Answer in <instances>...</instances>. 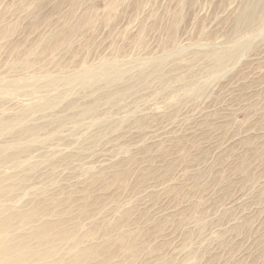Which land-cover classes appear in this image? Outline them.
<instances>
[{
  "label": "rangeland",
  "instance_id": "obj_1",
  "mask_svg": "<svg viewBox=\"0 0 264 264\" xmlns=\"http://www.w3.org/2000/svg\"><path fill=\"white\" fill-rule=\"evenodd\" d=\"M242 5L0 0V120L24 117L0 134V176L25 187L10 205L45 200L62 210L52 219L74 226L82 246L101 247V257L84 264H264V13L242 24ZM62 37L67 42L57 44ZM211 52L230 55L215 67ZM147 53L166 55L160 77ZM105 69L133 89L92 112L99 117L76 121L68 105L98 97L91 90L104 83ZM86 70L92 77L81 79ZM146 71L145 82L137 80ZM57 117L65 121L55 130L49 121ZM28 125L38 132L14 152L20 164L3 160ZM122 232H132L123 244ZM62 253L71 256L66 246Z\"/></svg>",
  "mask_w": 264,
  "mask_h": 264
},
{
  "label": "bare ground",
  "instance_id": "obj_2",
  "mask_svg": "<svg viewBox=\"0 0 264 264\" xmlns=\"http://www.w3.org/2000/svg\"><path fill=\"white\" fill-rule=\"evenodd\" d=\"M243 5L242 8L239 10L238 13V20L242 24L246 23H253L255 20L261 17V14L264 13V0H242ZM242 4V3H241ZM239 5V4H238ZM239 7V6H238ZM148 12V11H147ZM262 18V17H261ZM131 19V18H130ZM264 19V18H263ZM212 20V19H211ZM236 21V20H235ZM86 22V21H85ZM4 23V22H3ZM79 23V22H78ZM264 23V21H263ZM174 24V23H173ZM8 24H6L5 28ZM1 26V25H0ZM9 27V25H8ZM79 27V26H78ZM78 27L74 26L72 27V31H75ZM5 28L3 30H5ZM201 31V30H200ZM220 32V31H219ZM1 35V31H0ZM5 35V33H4ZM2 34V36H4ZM216 35V34H215ZM69 36V35H67ZM71 36V34H70ZM1 37V36H0ZM65 37V36H64ZM62 37L60 41L57 42V44H60V42H67V40ZM216 37V36H215ZM4 37H2L3 39ZM59 38V37H58ZM68 38V37H67ZM206 39V38H205ZM6 40V39H5ZM70 40V39H69ZM212 40V39H210ZM63 44V43H61ZM66 44V43H65ZM3 46V44H2ZM58 46V45H57ZM62 46V45H61ZM1 47V46H0ZM31 50V49H30ZM166 50V49H165ZM164 50V51H165ZM106 51V50H105ZM26 53V52H24ZM119 53V52H118ZM170 53V52H169ZM26 55V54H25ZM230 55V54H229ZM229 55L224 52H211L207 56L214 60L215 67H222L225 65L226 60L229 58ZM147 56L152 64V69L154 72L158 71V75L160 77L161 73L164 71V60L166 55H162L160 57L152 55ZM17 58V57H16ZM116 59V58H115ZM105 60V59H103ZM15 61V60H14ZM114 60H108L105 61V65H109L110 62ZM8 62V61H7ZM29 63V62H28ZM23 64V63H22ZM8 65V64H7ZM9 66V65H8ZM28 66V65H27ZM1 67V66H0ZM3 67V66H2ZM1 67V68H2ZM150 70V72H151ZM152 71V72H153ZM81 72V71H80ZM1 73V72H0ZM90 71H83L79 74L81 79L84 78H90L92 75H90ZM149 73V72H148ZM146 72H141L137 75V80L144 81L149 76ZM44 74H46L44 72ZM103 74L106 76L104 79V83L102 85L92 86V92H97L96 98L93 99V101H89L86 105L78 108L77 104L72 102L68 106L74 111V114L71 116L76 120L79 121V119L82 117L87 116L88 114L90 116H93L97 112H100L101 105L104 102L116 100L119 98H123L125 95H127V88L133 89L132 84L126 83L127 87L125 85H121L119 81L122 79V75L120 73H110L107 69L104 70ZM150 74V73H149ZM153 74V73H151ZM131 78V77H130ZM253 79V78H252ZM96 80V79H94ZM135 78V81H137ZM238 80V79H237ZM129 81V80H128ZM145 82V81H144ZM131 83V81H130ZM135 84V82H134ZM138 85V84H137ZM148 84H146L147 87ZM21 86V85H20ZM19 86V87H20ZM150 87V85H149ZM1 88V87H0ZM135 88V87H134ZM151 88V87H150ZM149 89V88H148ZM1 90V89H0ZM131 92V91H130ZM153 93V92H152ZM151 93V94H152ZM133 94V93H132ZM169 94V93H168ZM129 95V94H128ZM145 97V96H144ZM152 97V96H151ZM126 98V96H125ZM52 102V101H50ZM160 103V102H159ZM51 103H46L42 105V108H48ZM135 105V104H134ZM136 106V105H135ZM149 107V106H148ZM189 107V106H188ZM133 108V107H132ZM100 109V111H99ZM122 109V108H121ZM104 110V109H103ZM120 110V109H119ZM155 110V108H154ZM159 110V109H158ZM106 111V109H105ZM157 111V110H156ZM107 113V111L105 112ZM153 113V112H152ZM92 114V115H91ZM94 114V115H95ZM99 114V113H98ZM103 114V112H102ZM19 115V114H18ZM150 115V116H155ZM99 117V115H95ZM12 117V115H11ZM145 117V116H144ZM143 117V118H144ZM142 118V117H141ZM151 118V117H150ZM147 119V120H150ZM72 119V118H71ZM145 119V118H144ZM63 117H57V119H51L49 121L50 124L55 125L57 128H59L63 124ZM81 120V119H80ZM142 120V119H141ZM24 117L21 115L12 118V119H1L0 120V134L4 133L7 130L15 129L18 125L24 123ZM65 121V120H64ZM138 121V120H137ZM134 122V120H133ZM135 123V122H134ZM138 123V122H137ZM131 124V123H130ZM133 124V123H132ZM42 125V124H40ZM120 125V124H119ZM141 125V123H140ZM29 126V125H28ZM139 127V125H137ZM24 127V126H23ZM39 126L34 127H27L22 130H18L15 135L16 139L12 143L14 146V152L16 150H19L18 147L20 145V142L24 139L26 140V136L33 137L37 134ZM46 127V126H45ZM144 127V126H143ZM103 128V127H100ZM107 128V127H106ZM140 128V127H139ZM19 129V128H18ZM21 129V128H20ZM53 129V128H50ZM105 129V128H104ZM113 129V128H112ZM126 129V128H125ZM133 129V128H132ZM135 129V127H134ZM53 130V131H55ZM106 130V129H105ZM129 131V129H127ZM16 131V130H14ZM50 131V130H49ZM103 131V130H102ZM125 131V130H124ZM151 131V130H150ZM131 132V130H130ZM129 132V133H130ZM133 132V130H132ZM106 133V131H105ZM12 134V133H11ZM136 134V133H135ZM95 135V134H94ZM14 137V136H13ZM120 137V136H119ZM122 137V134H121ZM116 137H114L115 139ZM134 138V137H133ZM192 138V137H191ZM194 138V137H193ZM250 138V137H249ZM28 139V138H27ZM98 139V138H97ZM113 139V138H112ZM95 140V139H94ZM102 140V139H101ZM107 140V139H106ZM110 140V139H109ZM129 141V140H128ZM97 142V141H96ZM104 142V141H103ZM123 142V141H122ZM119 142V143H122ZM8 143V142H7ZM93 143V142H92ZM91 143V144H92ZM126 143V142H123ZM122 143V144H123ZM128 143V142H127ZM94 144V143H93ZM86 146V145H85ZM102 146V145H101ZM119 146V145H118ZM84 147V145H83ZM127 147V146H126ZM125 147V148H126ZM86 148V147H85ZM129 148L124 149V152H126ZM4 150V149H3ZM2 150H0L1 152ZM88 151V150H87ZM10 154L7 157H3V160L6 159L7 161H12L15 163V165L20 164V158L19 154L14 153ZM82 153V152H81ZM83 155V154H82ZM77 156V155H76ZM125 156V155H124ZM21 157V156H20ZM75 158V156H73ZM23 158V156H22ZM61 158V157H60ZM59 158V159H60ZM64 158V157H63ZM61 158V159H63ZM71 158V157H70ZM99 158V157H98ZM102 158V157H100ZM96 159V157H95ZM94 159V161H95ZM127 159V158H126ZM51 160V159H50ZM66 160V159H64ZM104 160V159H103ZM131 160V159H130ZM56 161V160H55ZM129 161V160H128ZM205 161V160H204ZM1 162V161H0ZM67 162V161H66ZM92 162V161H90ZM122 162V161H121ZM131 162V161H130ZM57 163V162H56ZM61 163V162H60ZM64 163V162H63ZM69 163V161H68ZM67 163V164H68ZM119 163V162H118ZM129 163V162H127ZM24 164V163H23ZM66 164V163H65ZM121 164V163H120ZM125 164V163H124ZM14 165V166H15ZM116 164L112 165L115 166ZM127 165V164H125ZM50 166H52L50 164ZM59 166V165H58ZM66 166V165H65ZM128 166V165H127ZM38 167V166H37ZM41 167V166H40ZM64 167V166H63ZM104 167V166H103ZM215 167V166H214ZM49 169V168H48ZM102 169V168H101ZM105 169V168H104ZM128 170V169H127ZM123 171V170H122ZM104 172V171H103ZM126 172V171H125ZM21 173V172H20ZM38 173V172H37ZM49 173V172H47ZM100 173V172H99ZM115 173V171H114ZM17 174V173H16ZM43 174V173H42ZM59 174V173H58ZM126 174V173H125ZM124 174V175H125ZM40 175V174H39ZM45 175V174H44ZM50 175V174H49ZM56 175V174H55ZM38 176V175H37ZM46 176V175H45ZM119 176V175H117ZM57 177V176H56ZM32 178V177H31ZM94 178V176H93ZM98 178V177H97ZM124 178V177H123ZM43 179V178H42ZM55 179V178H54ZM58 179V178H57ZM87 179V178H86ZM106 179V178H105ZM121 179V178H120ZM261 179V178H260ZM46 180V179H45ZM51 180V179H50ZM104 180V179H103ZM107 180V179H106ZM119 180V179H118ZM123 180V179H121ZM259 180V179H258ZM26 181V180H25ZM105 181V180H104ZM108 181V180H107ZM157 181V180H156ZM170 181V180H168ZM39 182V181H38ZM49 182V181H48ZM47 182V184H48ZM60 182V181H59ZM109 182V181H108ZM122 182V181H121ZM264 182V181H263ZM18 183V182H17ZM23 183V182H22ZM89 183V182H88ZM96 183V181H95ZM162 183V182H161ZM151 184V183H150ZM153 184V183H152ZM262 184V183H261ZM49 185V184H48ZM57 185V184H56ZM165 185V184H164ZM260 185V184H259ZM42 186V185H41ZM63 186V185H62ZM75 186V185H74ZM48 187V186H47ZM70 187V186H69ZM90 187V186H89ZM151 187V185H150ZM21 189L24 190L25 187L21 184H16L15 181L11 178L5 177V175L0 176V264H84L85 262H89L92 258H100L101 254L99 253V249L101 247L96 246H82L81 245V238L78 233L74 231V226L70 227L67 225H64L62 222H59V220L52 219V216H58L60 217L63 215V211L59 210L57 208H51L49 210L47 206H49L50 202L45 204V200H34L31 201L29 204H23L21 206H11L10 204H16L17 202V195L16 190ZM40 189V188H39ZM48 189V188H46ZM58 189V188H57ZM68 189V188H67ZM60 190V189H59ZM95 190V189H94ZM68 191V190H67ZM102 191V190H101ZM43 192V191H42ZM58 192V191H57ZM100 192V190H99ZM21 193V192H20ZM56 191L54 192V194ZM60 193V192H59ZM85 193V192H84ZM87 193V192H86ZM15 194V195H13ZM37 194V193H36ZM90 194V193H89ZM95 194V193H94ZM134 194V193H133ZM259 194V193H258ZM40 195V194H39ZM57 195V194H56ZM66 195V194H65ZM76 195V194H74ZM51 196V195H50ZM44 197V196H43ZM55 197V195H54ZM53 197V198H54ZM85 197V196H84ZM92 197V196H91ZM122 197V196H121ZM39 198V197H38ZM45 198V197H44ZM48 198V196H47ZM67 198V197H66ZM49 199V198H48ZM68 199V198H67ZM78 199V198H77ZM263 199V198H262ZM261 199V200H262ZM72 200V199H71ZM87 200V199H86ZM264 200V199H263ZM48 201V200H47ZM62 201H64L62 199ZM97 202V201H96ZM56 202H52L54 204ZM67 203V202H66ZM49 204V205H48ZM82 204V203H81ZM88 204V203H87ZM99 204V203H98ZM59 205V204H58ZM58 205H55L57 207ZM62 205V204H61ZM65 206V203L63 204ZM85 205V204H84ZM90 205V204H89ZM88 205V206H89ZM92 205V204H91ZM74 207V206H73ZM90 207V206H89ZM179 207V206H178ZM91 208V207H90ZM197 208V207H196ZM69 209V208H68ZM78 209V208H77ZM94 209V208H93ZM116 209V208H115ZM118 209V208H117ZM141 209V208H140ZM182 209V207H181ZM190 209H192L190 207ZM56 210V211H55ZM76 210V209H75ZM91 210V209H90ZM96 210V209H95ZM126 210V209H125ZM67 211V210H66ZM86 211V210H85ZM179 211V210H178ZM189 211V210H188ZM193 211V210H192ZM191 211V212H192ZM199 212V211H198ZM70 213V212H69ZM185 212L182 211L181 214ZM189 213V212H188ZM187 214V213H186ZM204 214V213H203ZM232 214V213H231ZM234 214V212H233ZM143 215V214H142ZM178 216L180 214H177ZM195 215L197 216V222H201V215L195 211ZM118 216V215H117ZM177 216V217H178ZM191 216V215H190ZM234 216V215H233ZM154 217V216H153ZM183 217V216H182ZM181 217V218H182ZM186 217V216H185ZM75 218V217H74ZM131 218V217H130ZM163 218V217H162ZM166 218V217H165ZM227 218V217H226ZM76 219V218H75ZM128 219V218H127ZM135 219V218H134ZM186 219V218H185ZM251 219V218H250ZM164 220V219H163ZM179 220V219H178ZM174 221V220H173ZM186 221V220H185ZM205 221V220H204ZM64 222V221H63ZM66 222V221H65ZM121 222V221H120ZM135 222V221H134ZM142 222V221H141ZM140 222V223H141ZM166 222V221H165ZM180 222V221H179ZM229 222V221H228ZM246 222V221H245ZM72 223V222H71ZM104 223V222H103ZM122 223V222H121ZM125 223V222H124ZM162 223V222H161ZM176 223V222H175ZM178 223V222H177ZM233 223V221H232ZM114 224V223H113ZM157 223H155L156 225ZM160 224V222H159ZM235 224V223H234ZM249 224V223H248ZM119 225V224H118ZM158 225V224H157ZM181 225V224H180ZM240 225V224H239ZM72 226V224H71ZM77 226V225H75ZM114 226H116L114 224ZM162 224H160V227ZM201 226V225H200ZM226 227V224L224 225ZM230 226V225H229ZM95 227V226H94ZM118 227V226H116ZM156 227V226H155ZM207 227V226H205ZM112 228V227H111ZM114 228V227H113ZM143 228V226H142ZM152 228V227H151ZM154 228V227H153ZM157 228V227H156ZM202 228H204L202 226ZM233 228V227H232ZM247 228V227H246ZM133 229V228H132ZM138 229V228H137ZM145 229V228H144ZM237 229V228H236ZM91 230V229H90ZM110 230V229H109ZM108 230V231H109ZM151 230V229H150ZM149 230V231H150ZM224 230V229H223ZM99 231V230H98ZM112 231V230H111ZM106 232V231H105ZM104 232V233H105ZM116 232V231H115ZM144 232V230H143ZM142 232V235H144ZM146 232L148 230L146 229ZM145 232V233H146ZM156 232V231H155ZM159 231H157L158 233ZM109 233V232H108ZM160 233V232H159ZM132 232H122L118 234V239L121 244H123L125 241L128 240L129 237H131ZM189 234V233H188ZM204 234V233H203ZM108 235V234H107ZM102 236V235H101ZM190 236V235H189ZM184 238V237H183ZM147 239V238H146ZM185 239V238H184ZM204 239V238H203ZM139 240V239H138ZM137 240V241H138ZM202 240V239H201ZM144 241V240H143ZM142 241V243H143ZM146 241V240H145ZM225 241V240H224ZM95 242V241H94ZM107 245H113L115 241L111 238H108L106 240ZM141 243V242H140ZM186 243V241H185ZM264 244V243H263ZM64 246H66V250L71 253L70 258H65L63 252ZM118 246V245H117ZM147 246V245H146ZM149 246V243H148ZM192 246V245H191ZM249 246V245H248ZM107 247V246H106ZM106 247H102L104 250ZM109 248V246L107 247ZM173 248V246H172ZM155 249V248H154ZM194 249V248H193ZM208 249V247H207ZM117 250V249H116ZM119 250V249H118ZM172 250V249H171ZM199 250V248H198ZM145 251V250H144ZM154 251V250H153ZM115 252V251H114ZM119 252V251H117ZM107 253V251H106ZM191 254L188 256V259H194L197 256L196 251H191ZM201 253V252H200ZM206 253V252H205ZM100 254V255H99ZM172 254V253H171ZM207 254V253H206ZM104 255V254H103ZM102 255V256H103ZM199 255V253H198ZM178 256V255H177ZM176 256V257H177ZM201 256V255H200ZM175 257V256H174ZM208 258V257H207ZM209 260V258H208ZM234 260V259H233ZM183 261V260H182ZM178 262V261H177ZM93 263V262H92ZM203 263V262H202ZM234 263V262H232ZM95 264H108L107 259L103 258L99 260V262ZM179 264V263H178Z\"/></svg>",
  "mask_w": 264,
  "mask_h": 264
}]
</instances>
